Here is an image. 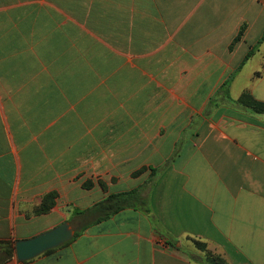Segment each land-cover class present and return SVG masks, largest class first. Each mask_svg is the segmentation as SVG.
<instances>
[{"label": "crops", "instance_id": "obj_1", "mask_svg": "<svg viewBox=\"0 0 264 264\" xmlns=\"http://www.w3.org/2000/svg\"><path fill=\"white\" fill-rule=\"evenodd\" d=\"M243 92L264 102V0H0V264H264Z\"/></svg>", "mask_w": 264, "mask_h": 264}, {"label": "water", "instance_id": "obj_2", "mask_svg": "<svg viewBox=\"0 0 264 264\" xmlns=\"http://www.w3.org/2000/svg\"><path fill=\"white\" fill-rule=\"evenodd\" d=\"M74 232L65 222L34 238L15 242V254L19 261L31 260L44 252L56 248L73 238Z\"/></svg>", "mask_w": 264, "mask_h": 264}, {"label": "trees", "instance_id": "obj_3", "mask_svg": "<svg viewBox=\"0 0 264 264\" xmlns=\"http://www.w3.org/2000/svg\"><path fill=\"white\" fill-rule=\"evenodd\" d=\"M240 36H241V34L235 39V41H238L240 39ZM238 102L241 105H244L245 107L250 108L255 113L264 114V102L255 99L249 92H243L241 94V96L238 98ZM143 171H144V169L139 170L134 175L136 176L138 174H141ZM86 187H88V185H86ZM55 197H56L55 193H50V194L46 195L43 198L41 205L38 206L36 213H38V214L47 213L51 209V207H53ZM126 201L127 200L125 199L124 202H126ZM195 243H196L198 248H200L206 252V258H207V261L209 263H211V264H226L225 260L222 257L207 251L205 244L198 242V241H195ZM7 246H8L7 247V254H8V257L11 258V257H13L14 247L12 246V244H9V243Z\"/></svg>", "mask_w": 264, "mask_h": 264}, {"label": "rangeland", "instance_id": "obj_4", "mask_svg": "<svg viewBox=\"0 0 264 264\" xmlns=\"http://www.w3.org/2000/svg\"><path fill=\"white\" fill-rule=\"evenodd\" d=\"M238 102V101H237ZM12 246L14 247V244H12ZM13 255H14V253H13ZM0 259H2V256L0 257Z\"/></svg>", "mask_w": 264, "mask_h": 264}]
</instances>
